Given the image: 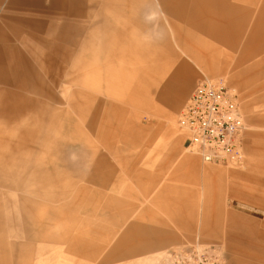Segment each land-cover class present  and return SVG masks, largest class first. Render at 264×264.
Listing matches in <instances>:
<instances>
[{
	"label": "rangeland",
	"instance_id": "374dc122",
	"mask_svg": "<svg viewBox=\"0 0 264 264\" xmlns=\"http://www.w3.org/2000/svg\"><path fill=\"white\" fill-rule=\"evenodd\" d=\"M80 1L83 18L66 24L70 36L60 45L63 24L49 23L57 16L0 0V264H264V239L256 246L235 233L222 204L221 217L206 220L214 235L203 233L217 171L225 188L234 182L255 196L264 188V65L250 70L258 58L245 59L241 44L205 36L211 58L184 54L172 26L189 24H168L157 0L113 8ZM15 13L34 23L10 21ZM240 25L264 34V24ZM167 39L177 55L161 50ZM156 45L163 59L147 69L140 53ZM180 72L191 80L173 110L162 94ZM201 79L237 92L245 120L240 163H206L187 148L178 115ZM96 175L109 178L107 187ZM234 209L264 219L250 201ZM137 225L164 231L165 241L114 255L121 239L122 248L148 240Z\"/></svg>",
	"mask_w": 264,
	"mask_h": 264
},
{
	"label": "crops",
	"instance_id": "0c3cea01",
	"mask_svg": "<svg viewBox=\"0 0 264 264\" xmlns=\"http://www.w3.org/2000/svg\"><path fill=\"white\" fill-rule=\"evenodd\" d=\"M142 0H135L137 7L140 6ZM161 7V10L168 15V24H189V30L184 29L181 26H172L173 30V41L176 45L182 48V52L188 56L211 58L213 56V50L203 44V36L208 37L223 44H229L236 46L241 44L245 59H256L250 70L256 69L260 65H264V34L259 33L258 27H251L245 29L244 25L240 24H264V0H157ZM11 5L16 7H29L33 11L41 12L48 16L51 21L53 16H57L59 21L56 19L50 24H63L61 28V37L59 44L61 45L70 36L67 31L70 27L66 24H80V18H83L81 13L83 8V2L80 0H10ZM128 0H90L88 4L90 7L105 6L107 8H113V6H126ZM76 8V9H75ZM121 12V11H120ZM10 21L15 22H33V16H22L20 14H11L9 16ZM112 19L104 17L103 22L107 23ZM134 20V19H133ZM94 22V21H93ZM239 24V25H236ZM59 27V26H57ZM192 45L194 49H191ZM161 50H168L170 54H173L172 42L168 39L161 44ZM170 46V47H169ZM59 48H57L58 50ZM145 54L140 53V57L147 56L146 59L147 69L152 67V64L157 63L160 59H163L159 45L156 47H147ZM171 50V51H170ZM157 51V52H155ZM173 52V53H171ZM181 52V53H182ZM249 53V54H246ZM176 54V53H174ZM177 55V54H176ZM198 55V56H197ZM161 57V58H160ZM211 67L213 63L210 64ZM181 69L185 70L189 68L185 59L181 61ZM264 69L260 70L263 72ZM210 76H215V72L211 70ZM193 74V72H191ZM259 73V72H258ZM191 75L189 73H179L176 80V85H173L171 91H165L162 94L164 101L168 102L172 109L179 107L180 102L185 97L188 87L190 85ZM172 82V83H173ZM171 83V85H172ZM264 88V82L260 85ZM120 113H123L120 110ZM172 117L173 111L165 114L166 122L165 126L169 130H172ZM101 163L104 162V158L99 160ZM184 164H189L187 160L183 159ZM100 163V164H101ZM191 165V164H190ZM193 172L198 171L196 165L191 167ZM223 172L217 171L213 176L212 181L218 180L219 183L216 186H210L212 194L208 197L206 202L204 201L205 208V226L203 233L205 236L212 237L209 230V225L206 220L209 219L211 214L221 217V204L227 209L231 225L234 228V232L241 234L242 236L249 238L250 244L256 245L259 243L258 238L264 239V219L257 220L250 218L244 214L235 211L234 206L244 201H250L254 204L261 212L264 213V188L257 187L260 190L258 196L253 194H245L244 191H240L239 186H235L234 182L230 183L226 188L221 180ZM95 183H101L103 187H107L109 178L105 176L103 180L99 179L98 175L93 178ZM264 186V182H263ZM227 190V193L220 197L221 192ZM192 193H195L194 191ZM223 202H220L222 201ZM191 214L194 213V209L188 211ZM261 215H264V214ZM213 215V216H214ZM192 217V216H191ZM210 220V219H209ZM221 220V219H220ZM220 220L217 222L219 223ZM190 228L192 222H188ZM138 234H149L148 240L141 242L140 244L132 245L133 248H122L123 240L121 239L116 248L113 250V254H129L139 248L151 247L156 243L164 242L166 237L165 232L159 229H153L148 227L135 226ZM260 244L264 246L263 243ZM236 264H245L246 261L241 259H235Z\"/></svg>",
	"mask_w": 264,
	"mask_h": 264
},
{
	"label": "built area",
	"instance_id": "2783aa9c",
	"mask_svg": "<svg viewBox=\"0 0 264 264\" xmlns=\"http://www.w3.org/2000/svg\"><path fill=\"white\" fill-rule=\"evenodd\" d=\"M187 148L206 163L243 160L245 120L235 89L225 82L201 79L178 115Z\"/></svg>",
	"mask_w": 264,
	"mask_h": 264
},
{
	"label": "bare ground",
	"instance_id": "6f19581e",
	"mask_svg": "<svg viewBox=\"0 0 264 264\" xmlns=\"http://www.w3.org/2000/svg\"><path fill=\"white\" fill-rule=\"evenodd\" d=\"M170 47V46H169ZM171 51V50H170Z\"/></svg>",
	"mask_w": 264,
	"mask_h": 264
}]
</instances>
